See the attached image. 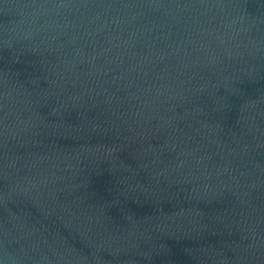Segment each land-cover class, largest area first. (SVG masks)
<instances>
[{
    "label": "water",
    "instance_id": "obj_1",
    "mask_svg": "<svg viewBox=\"0 0 264 264\" xmlns=\"http://www.w3.org/2000/svg\"><path fill=\"white\" fill-rule=\"evenodd\" d=\"M0 264H264V0H0Z\"/></svg>",
    "mask_w": 264,
    "mask_h": 264
}]
</instances>
